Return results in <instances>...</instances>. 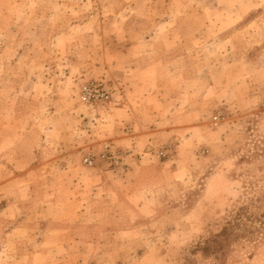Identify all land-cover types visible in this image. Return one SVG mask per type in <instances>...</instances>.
Returning a JSON list of instances; mask_svg holds the SVG:
<instances>
[{"label":"rangeland","instance_id":"374dc122","mask_svg":"<svg viewBox=\"0 0 264 264\" xmlns=\"http://www.w3.org/2000/svg\"><path fill=\"white\" fill-rule=\"evenodd\" d=\"M146 33L166 49L179 47L181 35L189 38L201 55L194 60L210 82L206 112L195 122L203 133L195 139L199 153L209 156L210 166L172 189V202H184L187 210L197 205L195 214H206L191 218L190 232L181 231V215L165 223L177 229L169 236L159 223L151 234L136 235L134 248L122 253H137L144 264H264V102L248 108L236 97L247 94L239 88L247 83L264 93V0H0L1 148L22 141L29 131L34 145L43 132L50 135L51 159L60 131L102 132L119 82L106 78L105 64L119 59L129 44L136 54L153 49L154 41L142 38ZM90 81L105 82L110 100L84 103L81 91ZM89 106L95 116L87 115ZM174 145L162 155H170ZM189 145L195 150L192 141ZM125 154L103 144L93 157L114 169ZM218 168L225 180H204ZM9 225L0 217V243ZM64 236L53 233L48 240L56 244ZM44 251L47 264H72L66 249ZM21 253L20 247L12 249L11 260Z\"/></svg>","mask_w":264,"mask_h":264},{"label":"crops","instance_id":"0c3cea01","mask_svg":"<svg viewBox=\"0 0 264 264\" xmlns=\"http://www.w3.org/2000/svg\"><path fill=\"white\" fill-rule=\"evenodd\" d=\"M152 22L157 21H143ZM156 37L142 35L154 41L153 49L136 54L129 44L118 52L119 59L105 64L106 78L119 82L102 132L60 131L58 152L51 159L50 135L43 132L34 145L31 131L22 141L3 149L0 145V217L10 223L0 243V264H47L46 251L41 253L45 248L66 249L72 264H144L137 253L121 251L134 248L136 235L151 234L162 223L169 236L177 229L165 223L178 215L184 220L181 231L190 232L198 206L187 210L184 202H172V189L210 166L209 156L199 153L202 149L195 140L203 135L195 122L206 112L202 105L210 82L194 60L201 55L194 53L189 38L181 35L179 47L166 49ZM247 84H238L242 91L248 89L246 95L236 96L238 102L248 108L264 102V93L254 83ZM86 110L87 115H96V109ZM174 141L170 155L163 156ZM103 144H114L126 153L118 167L109 168L98 158L91 165L85 163ZM220 169L204 180H225ZM6 170L9 177L3 179ZM111 204L116 208L107 212ZM53 233H64V240L49 242ZM17 247L22 255L11 260L10 251ZM96 248L103 250L92 251Z\"/></svg>","mask_w":264,"mask_h":264},{"label":"built area","instance_id":"2783aa9c","mask_svg":"<svg viewBox=\"0 0 264 264\" xmlns=\"http://www.w3.org/2000/svg\"><path fill=\"white\" fill-rule=\"evenodd\" d=\"M111 91L108 85L102 81H90L85 84L81 91V100L88 105H95L110 100ZM88 165L94 163L93 155L86 158Z\"/></svg>","mask_w":264,"mask_h":264},{"label":"trees","instance_id":"16d2710c","mask_svg":"<svg viewBox=\"0 0 264 264\" xmlns=\"http://www.w3.org/2000/svg\"><path fill=\"white\" fill-rule=\"evenodd\" d=\"M219 238H220V237H219V235H218V236H216V239H215L214 241H216V242H217V239L219 240ZM217 243H218V242H217Z\"/></svg>","mask_w":264,"mask_h":264}]
</instances>
